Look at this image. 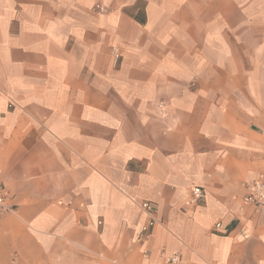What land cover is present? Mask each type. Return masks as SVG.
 I'll list each match as a JSON object with an SVG mask.
<instances>
[{
	"label": "crops",
	"instance_id": "0c3cea01",
	"mask_svg": "<svg viewBox=\"0 0 264 264\" xmlns=\"http://www.w3.org/2000/svg\"><path fill=\"white\" fill-rule=\"evenodd\" d=\"M260 177L264 0H0V264H264Z\"/></svg>",
	"mask_w": 264,
	"mask_h": 264
},
{
	"label": "built area",
	"instance_id": "2783aa9c",
	"mask_svg": "<svg viewBox=\"0 0 264 264\" xmlns=\"http://www.w3.org/2000/svg\"><path fill=\"white\" fill-rule=\"evenodd\" d=\"M204 197L205 189L202 186H194L192 190L191 202L198 203ZM246 199L257 207L264 208V177L255 179L247 184ZM140 205L148 217V220L143 225L141 231V236L145 237L152 232L153 228L158 223L156 217V207L149 201H143ZM11 211H14L12 195L6 185L0 182V217L4 213ZM216 226L220 227L221 223L218 222ZM166 260L170 264H178L181 261V258L178 255L167 256Z\"/></svg>",
	"mask_w": 264,
	"mask_h": 264
}]
</instances>
